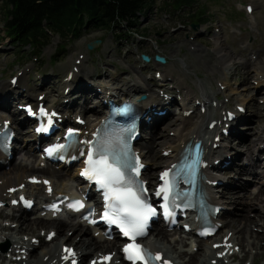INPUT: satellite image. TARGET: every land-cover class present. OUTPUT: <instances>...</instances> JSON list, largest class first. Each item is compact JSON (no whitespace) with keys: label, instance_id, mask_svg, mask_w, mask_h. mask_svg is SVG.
<instances>
[{"label":"rangeland","instance_id":"obj_1","mask_svg":"<svg viewBox=\"0 0 264 264\" xmlns=\"http://www.w3.org/2000/svg\"><path fill=\"white\" fill-rule=\"evenodd\" d=\"M199 1L202 4H206L208 6L209 12L213 16V24L209 29V36H211V38H213L215 42L218 43L217 45L209 43L204 39H195L194 41H191V35H189V38L186 37L188 36L187 29L183 31L178 30L175 32H169L167 29L168 24L165 20H167L170 26L173 27L176 24H180L181 22H183L184 18L180 17V15L177 14L174 18L170 17V19H167L166 14L159 13L157 8H155L152 12L146 14V16L141 19L140 29H148L151 32L149 33L148 39L140 41L139 39L130 38L128 39V41H121L120 46L117 47L115 38L112 34H103L100 32L91 31L89 32L88 36L84 35L79 40L66 42V52L65 54H63L64 56H59L58 60L55 63H52V65L54 66L56 71L60 73L61 77L67 70V61L75 50L84 47L86 43L93 41L96 38H102L103 43L101 46H99L97 53L87 58V62L84 65L86 73L92 72V70L99 72L98 74L102 76L111 73V78H117L123 83L126 77V72H128L127 74H130L133 71V68L138 69L139 67H141L138 65V63L141 62L139 56L140 53L144 52L147 54H157L159 52L161 53V55L170 58L171 63L167 67V69L176 81L181 80L183 82V86L193 87L195 93H197L199 90L196 85L202 82L204 91L212 94L213 90L210 89L211 87L214 88L212 77L215 76V74L221 72V70L217 68L219 64L218 61L222 63L223 61L217 58L216 53H210L207 49L204 48V46L209 45L214 49V51L222 49L228 56V60L223 66L235 71V76L231 79V86L233 88L232 91L234 92L235 86H238L240 88V90H238L240 98L243 99L244 102H247L250 111L248 118L249 122L245 123L244 127L238 129V133L240 135V138L242 139L240 141H242V143L243 141L244 143L252 142L256 138L255 134L257 136L258 132V126L254 125L255 122L258 121L259 124L264 125V107L258 104L257 97L253 96V93L251 91H244L249 86V83L245 84L244 79L248 75L250 78V74H252L251 70L254 66L248 61V55L250 52H255L258 55V60L255 65L262 64L264 62V0H245L246 2H252L256 6V16L259 25L258 29L260 32L259 35L247 30L246 20L244 16L238 15L234 11V0ZM5 10L6 7L4 1L0 0V25H3L4 23ZM234 13V18H229V14ZM171 21L173 23H170ZM240 27L245 29V31H243L240 36L231 33L232 30L238 29ZM215 28L220 29V32L218 34L214 32ZM59 43L60 39L58 38V36H52L50 45L43 50V54L40 57L42 61L40 65L45 66V69L50 65L49 58L52 54L55 53V49ZM247 43H249V46L245 48V45H247ZM9 46L5 49H8V52H13L12 47ZM189 47H194L196 49H199L201 47V49L195 52L190 51ZM14 53L17 54L21 52L16 51ZM28 53L29 51H27L25 55H27ZM15 54H8L5 59L0 58L1 80H6L9 77L11 62L15 61L16 57L19 58V55ZM35 65H39V63H36ZM140 65H142V63H140ZM150 66L146 65V68L144 70L138 69L140 78H143L146 89L151 87V81H147L144 79L145 76L146 78L147 75L150 76ZM184 66L189 67V69L187 70L186 67L184 68ZM96 72H92V74H95ZM196 77H198L199 80H197ZM250 99L254 100L252 102H249ZM256 106L259 109L256 108ZM256 113H258V118L255 115ZM173 129L174 128H170L167 125V133H164L160 130L159 134L163 136L159 138V141L164 137L167 139V141L171 140ZM247 130H251L253 132V135L247 134ZM227 145L233 146V143H229ZM158 149H156V152H158L157 154L159 155ZM241 156L246 155L242 154ZM251 162L253 163L254 161L252 160ZM235 163L237 165V168L242 167L241 158L235 159ZM247 179L254 178H252L251 174H247L245 175V177L240 178L239 182L228 179V181L226 182V184H228V189H220L219 191L223 192L225 190L231 189L237 190L239 194H246L245 199L243 200L241 198V201L239 203H230V206H232L235 210V214L234 216H232V218L234 219L237 218L236 215L238 213H241L243 208L246 209L247 206L252 208L257 205L254 204L256 201H252V203L250 202V199L252 197L249 192H251L252 189L254 190L253 185L249 186L247 192L237 189L244 183H247ZM254 183L256 184L255 179ZM252 214L254 213H250V215ZM258 225V222L251 225V231H253V233H256L255 229L258 228ZM37 231L38 229L36 230V232ZM19 233L26 234L25 231H20ZM67 233L68 231H63L62 236L66 237ZM259 235H261V233H259ZM184 240L187 241L188 239ZM260 245L264 246L263 240L260 242ZM181 248H183V250H186L187 246L184 245ZM254 256H256V254ZM257 257L259 258L257 264H263L264 256H256V258Z\"/></svg>","mask_w":264,"mask_h":264},{"label":"snow or ice","instance_id":"obj_2","mask_svg":"<svg viewBox=\"0 0 264 264\" xmlns=\"http://www.w3.org/2000/svg\"><path fill=\"white\" fill-rule=\"evenodd\" d=\"M29 112H31L30 108ZM40 114L48 115L43 108L40 109ZM49 123H51V119H49ZM132 131V128L124 129L118 134H110L99 138L95 143L86 141L92 147L89 148L85 161L86 167L81 175L90 180H95L96 184L104 189L105 205L101 218L109 224L117 225L125 237L134 241L137 236L144 234L148 218L155 214V209L142 196V193L147 191L141 186L142 182L130 174L135 172L138 176L139 169L143 167L139 162V157L130 155L127 139L124 136V132L131 134ZM62 147L63 145H56L46 151L51 154L55 148ZM133 160H135V163ZM168 176V171L161 173L162 180H165ZM45 183L47 182L45 181ZM172 188V182L166 180L165 184L157 190L156 195L163 194L164 199L168 200ZM25 203L29 202L25 201ZM69 207L79 210L84 205L81 201H74ZM123 251L126 259L133 261V264L136 261H141L142 264H150L152 259L151 253L144 251L140 245L126 244ZM65 252L68 254L64 257L66 260L69 256H75L71 249L65 248ZM156 258H159V254ZM101 259L107 262L110 260V256H104ZM71 264H76V261L73 259ZM93 264H96V262L93 261Z\"/></svg>","mask_w":264,"mask_h":264},{"label":"trees","instance_id":"obj_3","mask_svg":"<svg viewBox=\"0 0 264 264\" xmlns=\"http://www.w3.org/2000/svg\"><path fill=\"white\" fill-rule=\"evenodd\" d=\"M5 1L7 5L12 6V9L6 13L5 21L9 35L22 43H32L34 48H42L48 43V36L42 28L44 20L53 31L67 28L78 33L86 24L96 29L114 30L119 28L123 21L131 28L137 22V13L148 9L155 2V0ZM166 2L169 6L179 8L194 3V0H166ZM199 15L203 16L204 12H200ZM202 21L203 19L197 18V22Z\"/></svg>","mask_w":264,"mask_h":264},{"label":"bare ground","instance_id":"obj_4","mask_svg":"<svg viewBox=\"0 0 264 264\" xmlns=\"http://www.w3.org/2000/svg\"><path fill=\"white\" fill-rule=\"evenodd\" d=\"M219 52L223 53V56H224L223 61H226L228 58L227 54L222 49H220ZM177 121L179 122V126L175 130V137L172 140L168 141V143H166L164 146V150H170V154L167 157V159H169V160L173 159L175 149L180 142L187 140L191 136H194L197 134H202L204 132L202 129V126H201L202 120L201 121L195 120L194 122H191L189 125H186V123H185V122H187L186 119L178 118ZM260 130L262 133L264 132V128H260ZM247 131H248L249 135H253V132L251 130H247ZM257 142H259V145L264 144V140L261 136L258 137ZM157 146H160V143L153 142L151 144L146 145V149L148 150L147 155H148L149 159H151V157H152L153 161H154L153 162L152 159L150 160V162L152 164H151V167H149V170H153V168L156 164H159V165L163 164V163H161L162 162L161 158L160 157L158 158L156 153H155V148ZM236 146H237V149H240L241 152H242V149H244V147H245L241 143H237ZM249 155L252 156L253 153L249 152ZM38 172L50 175L53 178L63 177V175L61 173H58V172L41 171V170L35 169L30 164L21 165L19 163L10 172V174L13 173V175H14L13 178H10V177L9 178H5V177L3 178L4 182L0 186V194L3 192V190L7 186L13 185V184H11L12 181L19 180L21 182L22 179L25 178V174H28V173L34 174V173H38ZM238 172L240 173L239 175H242L243 173H248L249 170H240ZM148 175L151 176V173L149 172ZM242 197L245 198V195L244 194L240 195V194L230 192V191L227 192L225 195V199H227L228 202H232V203H238ZM262 197H264L263 188L259 189L258 193L254 195V199L260 201V199H262ZM260 203H262V202H260ZM256 209H257L258 213H261L263 210V208H262V210H261V208H256ZM243 210H245V209H243ZM251 210L253 211V209H251ZM238 215H239V218H236V219H232V218L228 219L227 218L228 220L225 221L223 228H226V229H228L227 231L232 232V241L237 242L238 245H240L241 247H243V243H244L246 237L253 238L252 245H253V247H257L261 236L253 235L249 230V226L255 224L257 222V220L256 219H249V218H247V216L245 214H243V215L238 214ZM262 218H264V217H262ZM38 225H40L41 227H47V226L49 227L50 226V227L57 229L58 231L64 230L66 228H69V230H74V231L80 230V232L77 234L78 236L80 235V238L78 239V241L75 242L74 245L77 247L78 250L83 252V259H85V257L89 255V253H90L89 249H90L91 245L97 246V245L104 243L100 238H96V239L90 238L87 240L84 239V236L88 231L87 228H84L80 225L74 226L72 224V222H67V224H66L65 222L60 221V220L50 221L46 218H43V219L36 218L33 220H29L23 224H20L18 226V229L24 230L26 228V229H28V231H32V227L38 226ZM58 234H59V238H58L59 241L57 244L59 245V243H60V245H61L64 243V241L66 239L61 236V233H58ZM158 234L161 235V238H163L165 240V242H163V243H161V242L158 243V240L156 239L155 235L152 234L153 238L155 239L154 240L155 243L161 245V246H159L158 249L163 250L167 254L168 257L173 258L174 260L178 261L179 264H180V261H181V264H194L195 260L199 262L202 259L201 255L205 251L204 244L202 242L199 245V249H198L197 253H190V250H188V249L187 250H181V248H176V246H178V245H181V247L184 246L185 242H183L182 240L178 243H173L172 241L167 239V237H168L167 234H165L163 232H158ZM76 237L77 236H74L75 239H76ZM74 238L72 236L71 238L68 239V240H70V243L72 241H74L73 240ZM58 245H57V248H58ZM53 248H54L53 244L48 245L45 249L42 250L43 256H45L46 254H50L53 256V254L55 252H57V249H55L53 251ZM259 250L261 251V253H264V248H259ZM204 253H207V251H205Z\"/></svg>","mask_w":264,"mask_h":264},{"label":"water","instance_id":"obj_5","mask_svg":"<svg viewBox=\"0 0 264 264\" xmlns=\"http://www.w3.org/2000/svg\"><path fill=\"white\" fill-rule=\"evenodd\" d=\"M98 43V42H97ZM93 46H89V48L91 49ZM158 61L162 62L163 60L162 59H158Z\"/></svg>","mask_w":264,"mask_h":264}]
</instances>
